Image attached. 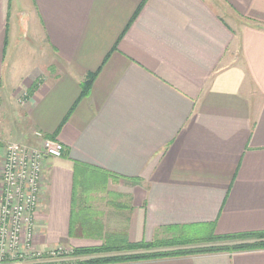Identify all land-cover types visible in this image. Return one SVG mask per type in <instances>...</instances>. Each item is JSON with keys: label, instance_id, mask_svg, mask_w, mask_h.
<instances>
[{"label": "crops", "instance_id": "obj_1", "mask_svg": "<svg viewBox=\"0 0 264 264\" xmlns=\"http://www.w3.org/2000/svg\"><path fill=\"white\" fill-rule=\"evenodd\" d=\"M30 34L22 72L7 63ZM22 89L24 132L64 146L38 248L264 233V0H0V97ZM119 264H264V249Z\"/></svg>", "mask_w": 264, "mask_h": 264}, {"label": "built area", "instance_id": "obj_2", "mask_svg": "<svg viewBox=\"0 0 264 264\" xmlns=\"http://www.w3.org/2000/svg\"><path fill=\"white\" fill-rule=\"evenodd\" d=\"M36 136L42 146L31 156L17 143L6 147L0 198V264L7 259L10 264H62L55 251L46 253L33 245L42 174L49 159L62 157L64 146L41 132H36Z\"/></svg>", "mask_w": 264, "mask_h": 264}, {"label": "rangeland", "instance_id": "obj_3", "mask_svg": "<svg viewBox=\"0 0 264 264\" xmlns=\"http://www.w3.org/2000/svg\"><path fill=\"white\" fill-rule=\"evenodd\" d=\"M32 45H33V40L30 34L29 37L22 39L15 45V47H13L12 51L10 52L9 61L7 64L11 65L15 61L16 66L19 67V69H21L20 71L23 70L22 72H24L28 68V66L32 64V60L37 54L35 53L34 55L33 52L34 47H32ZM41 59H43V55H41ZM10 90L11 89H9V91ZM27 96H28L27 89H22L16 95L13 92L11 93L8 92L7 94H3V98L2 96L0 97V135H2L3 138L1 144L5 146V149L9 144L17 143L21 145V147H24L26 149V153L29 156H31L33 151L41 149L42 143L40 142L39 144L36 145L34 142L31 141L32 138L28 134H26L27 133L26 129L25 132L23 129L22 116L18 112L20 111L21 105L24 102H26ZM81 186L87 188L88 190L98 189L100 188V180L91 179L89 181H83V184ZM184 232H182L183 233L182 236H174L172 238H168L164 240H156L152 242L171 243L170 245H164L157 248V250L160 251H165V250L169 251L175 249H193L196 247H205L210 245L209 243H206L204 240L205 236H207L208 234L205 230H203L202 227L187 229ZM60 247L61 249H59ZM33 248L34 249L37 248L41 251H45L46 253L47 251L50 252L55 251L57 260H59V262L62 264H86L85 261L91 258L97 256L113 255V254H101V255L76 254V248L67 243L59 244L52 247H47L46 249H40L36 246L34 241ZM9 262L10 260L7 259L5 260L4 264H10Z\"/></svg>", "mask_w": 264, "mask_h": 264}, {"label": "trees", "instance_id": "obj_4", "mask_svg": "<svg viewBox=\"0 0 264 264\" xmlns=\"http://www.w3.org/2000/svg\"><path fill=\"white\" fill-rule=\"evenodd\" d=\"M96 73L90 75L87 83L84 85L82 95L89 92ZM33 85L32 91L36 88ZM54 139L53 137H50ZM96 228H93V230ZM92 230V231H93ZM94 230V231H95ZM203 240V239H202ZM209 246L196 247L193 249H175L169 251H160L157 248L170 245V242H140L130 243L128 241L116 245L110 242H105L99 246L76 248V254L83 255H101L113 254L109 256H97L86 260V264H119L130 261L157 259L164 257L182 256L188 254H204L214 252H234L245 250L264 249V233H245L236 235H216L209 233L204 238ZM194 241V240H193Z\"/></svg>", "mask_w": 264, "mask_h": 264}]
</instances>
